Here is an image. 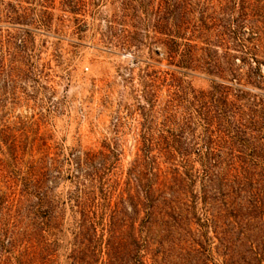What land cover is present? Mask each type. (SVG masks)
<instances>
[{
    "label": "trees",
    "instance_id": "1",
    "mask_svg": "<svg viewBox=\"0 0 264 264\" xmlns=\"http://www.w3.org/2000/svg\"><path fill=\"white\" fill-rule=\"evenodd\" d=\"M14 1L10 7L0 0V7L9 6L5 19L23 34L0 32V76L6 56L14 64L30 55L31 31L50 27L48 11L36 17ZM262 9L263 0L122 1V15L107 21L105 38L132 52L152 39L159 43L169 66L166 99L157 110L155 80L141 81V147L122 190L105 177L114 163L103 152L45 153L24 162L15 140L9 145L14 164H24L15 166L19 198L11 200L9 219L14 239L19 234L24 241L25 264L36 262L42 241L47 249L64 233L53 196L60 180L71 183L63 203L71 213L70 264H172L174 248L184 252L181 260L202 256L205 247L192 229L200 220L212 229L223 264H264V93L245 89L263 90ZM196 73L208 79L206 89L185 79ZM143 111L153 113V127ZM198 208L203 219L195 218ZM185 236L188 245L181 244Z\"/></svg>",
    "mask_w": 264,
    "mask_h": 264
},
{
    "label": "rangeland",
    "instance_id": "2",
    "mask_svg": "<svg viewBox=\"0 0 264 264\" xmlns=\"http://www.w3.org/2000/svg\"><path fill=\"white\" fill-rule=\"evenodd\" d=\"M122 1L21 0L22 7L29 9V14L37 17L41 10H46L51 20L47 31H31L30 55L19 58L14 64L6 56L5 70L0 76V264H25L28 260L21 236L18 234L14 239L11 234L13 228L9 219L11 200L19 198V187L15 186L14 179L15 166H24L23 163L14 164L10 157L8 147L14 140L18 157L22 156L24 162L32 157L38 159L45 153L51 156L70 152L108 154L107 163L113 162L114 167L105 177L118 181L122 190L126 172L141 147L143 118L140 113L141 106H146L140 95L141 81L155 80L156 99L160 104L156 103L157 110L166 99L167 86L163 80L169 66L162 46L152 39L147 46L132 52L110 46L105 38L107 21L122 15ZM5 3L13 7L18 2L5 0ZM0 10L4 15L0 32L22 35L21 25H12L5 19L9 6H1ZM260 14L264 29V0ZM148 22L151 27L153 18ZM29 28L32 30L31 25ZM242 33L249 37L250 28L244 27ZM143 38L142 35L140 39ZM231 53L239 64L240 54L234 50ZM251 64L256 66L254 62ZM15 67L18 77L11 69ZM243 67L247 68V64ZM259 73H264V63L259 64ZM185 79L195 89L209 86L203 74L196 73ZM245 89L264 93V84L263 90L251 86ZM143 113L153 127V113ZM70 190L69 180H60L53 190L55 201L59 203L56 212L64 225L60 228L64 233H57V241L50 242L47 249L41 242L40 255L34 264H70L68 255L72 239L68 228L71 213L69 206L63 204ZM194 215L203 219L199 208ZM198 224L202 225L203 220ZM198 224H193L192 229L196 233L195 239L205 247V253L181 260L184 252L174 248L170 258L172 264H223L221 247L212 229ZM189 242V236L181 240L182 245ZM247 247L249 244L241 245L239 250H247ZM245 257L246 260L252 258L247 254Z\"/></svg>",
    "mask_w": 264,
    "mask_h": 264
}]
</instances>
